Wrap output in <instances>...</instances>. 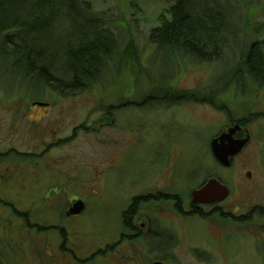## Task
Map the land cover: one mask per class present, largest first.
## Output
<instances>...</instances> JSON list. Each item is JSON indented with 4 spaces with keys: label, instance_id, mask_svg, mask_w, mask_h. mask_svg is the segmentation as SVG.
Returning a JSON list of instances; mask_svg holds the SVG:
<instances>
[{
    "label": "rangeland",
    "instance_id": "rangeland-1",
    "mask_svg": "<svg viewBox=\"0 0 264 264\" xmlns=\"http://www.w3.org/2000/svg\"><path fill=\"white\" fill-rule=\"evenodd\" d=\"M84 1L119 43L118 54L133 43L139 64L118 61L103 83L74 97L46 92L33 100L29 85L0 63L1 264H151L157 254L140 238L115 244L127 234L121 215L147 194L182 200L210 179L229 196L203 206L200 216L182 221L169 197L141 207L143 214L163 213L165 229L181 234L164 256L167 264H264V215L256 211H264V87L250 81L211 94L223 68L180 62L166 66L173 75L159 81L160 61H148L154 49L148 36L166 2ZM239 8L243 40L264 57V0ZM236 64L227 56L225 75ZM195 92L206 103L176 99ZM162 94V101L153 99ZM239 121L250 142L223 168L211 139ZM76 201L83 211L66 216ZM114 244L118 251L106 248Z\"/></svg>",
    "mask_w": 264,
    "mask_h": 264
},
{
    "label": "trees",
    "instance_id": "trees-1",
    "mask_svg": "<svg viewBox=\"0 0 264 264\" xmlns=\"http://www.w3.org/2000/svg\"><path fill=\"white\" fill-rule=\"evenodd\" d=\"M164 1L168 8L148 36L154 48L148 61H160L159 81L171 77L180 62L223 68L211 94L250 81L264 87V57L257 45L245 42L240 34L239 7L245 0ZM118 51L119 43L84 0H0V63L4 71L29 85L33 100L38 99L33 94L46 92L74 97L103 83L118 61L139 64L132 42ZM227 56L237 64L225 75ZM171 65L175 68L166 74V66ZM153 97L162 101L165 95ZM180 97L176 99L207 100L196 92Z\"/></svg>",
    "mask_w": 264,
    "mask_h": 264
},
{
    "label": "flooded vegetation",
    "instance_id": "flooded-vegetation-1",
    "mask_svg": "<svg viewBox=\"0 0 264 264\" xmlns=\"http://www.w3.org/2000/svg\"><path fill=\"white\" fill-rule=\"evenodd\" d=\"M234 124H239L238 122L231 124L229 127L233 126ZM240 125V124H239ZM241 126V125H240ZM228 127V128H229ZM241 128L245 129L244 125L242 124ZM247 130V129H246ZM241 130L239 133L235 135V138H241L242 136ZM241 154V153H240ZM239 154V155H240ZM238 155V156H239ZM237 157V156H236ZM235 157V158H236ZM233 158V159H235ZM234 161V160H233ZM232 161V162H233ZM231 162V163H232ZM231 166V165H230ZM167 196V197H165ZM173 198L172 199V208L174 210V215H176L178 218H180L182 221H187L189 219L184 220L185 216L186 218H191L195 216H200L203 210V206L206 205H194L192 204V198L191 193L187 195L186 199L179 200V196L175 197L173 195H169L167 193H162L160 191L155 192V194H147L146 196H143L141 198L133 200V207L132 209H129V212L126 214H122V228L127 234H121L119 236V239L115 244H122L125 243L127 245L132 239L135 237L140 238V243L146 248V250H149L152 253H156V257L154 260H152L151 264H167V260L165 254L170 251H175L174 242L176 241L177 237L181 239V234H175L176 231H167L165 229V226H163L162 221L165 220V217L162 215L161 212H151V213H141V207L143 209L148 206L147 203L150 199L157 200L160 202L162 199L165 198ZM165 202V201H164ZM210 205V204H208ZM213 205V204H211ZM136 209V210H135ZM262 208H258V215L263 216L264 211L262 213ZM264 210V209H263ZM257 214L255 216H257ZM250 215V213H249ZM181 216V217H180ZM124 218H127V220L124 221ZM241 217L240 219H242ZM154 222V223H153ZM183 230V229H182ZM182 230H179L178 233H181ZM184 237L186 235H183ZM223 237V236H222ZM222 237L217 240V242H221ZM112 245L107 246L106 248H110L111 251L113 249H116L115 251H118L117 246L120 245ZM221 248V247H219ZM107 250V249H106ZM206 254V252L204 251ZM203 252H199V258L202 260H207L208 257L204 256ZM194 257V254H192ZM197 255V253H196ZM196 259L198 256H196ZM0 257H3L2 252L0 251ZM181 264L180 261H177ZM2 261L0 260V264Z\"/></svg>",
    "mask_w": 264,
    "mask_h": 264
},
{
    "label": "water",
    "instance_id": "water-1",
    "mask_svg": "<svg viewBox=\"0 0 264 264\" xmlns=\"http://www.w3.org/2000/svg\"><path fill=\"white\" fill-rule=\"evenodd\" d=\"M34 105L42 106L40 103ZM241 130H243L241 138H235V135ZM249 137L250 134L246 129L241 128L239 124H234L211 139L210 150L217 164L223 168H229L233 158L238 156L250 142ZM206 182L199 190L191 192L192 204H218L229 196V189L216 179H210ZM83 209V203L76 201L68 209L66 216H78Z\"/></svg>",
    "mask_w": 264,
    "mask_h": 264
},
{
    "label": "bare ground",
    "instance_id": "bare-ground-1",
    "mask_svg": "<svg viewBox=\"0 0 264 264\" xmlns=\"http://www.w3.org/2000/svg\"><path fill=\"white\" fill-rule=\"evenodd\" d=\"M153 98L152 96L150 97V99ZM154 99V98H153Z\"/></svg>",
    "mask_w": 264,
    "mask_h": 264
}]
</instances>
